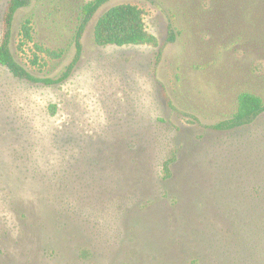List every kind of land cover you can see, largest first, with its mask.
I'll return each instance as SVG.
<instances>
[{
  "label": "rangeland",
  "instance_id": "374dc122",
  "mask_svg": "<svg viewBox=\"0 0 264 264\" xmlns=\"http://www.w3.org/2000/svg\"><path fill=\"white\" fill-rule=\"evenodd\" d=\"M86 1L18 8L15 60L59 78ZM119 3L142 9L157 48L93 42ZM26 17L33 41L20 46ZM34 42L63 55L33 64ZM80 43L56 84L0 65V264H264V111L213 128L238 93L264 101V0H108Z\"/></svg>",
  "mask_w": 264,
  "mask_h": 264
},
{
  "label": "trees",
  "instance_id": "16d2710c",
  "mask_svg": "<svg viewBox=\"0 0 264 264\" xmlns=\"http://www.w3.org/2000/svg\"><path fill=\"white\" fill-rule=\"evenodd\" d=\"M108 0H87L81 7V21L77 26L73 42L75 54L62 75L57 78H39L32 75L13 57L10 50V25L13 16L18 8L26 6L29 0H8L3 16L4 30L0 39V65L6 67L10 73L22 80L31 82H41L46 85L56 84L63 81L70 69L77 63L81 53L80 37L85 24L95 13V11ZM31 19L26 17L20 25V46L33 41ZM174 33L169 32L168 39L172 40ZM93 42L97 46H133L148 45L154 48L159 46L157 37L150 33L145 25L142 9L131 3H119L107 8L96 20L93 28ZM34 51L31 62L39 63V54L53 59H59L63 55L61 49H50L40 44L33 43ZM54 108V105H50ZM264 111V101L257 94L243 91L238 93L236 98V107L233 113L223 120L213 124V128L220 130L234 129L252 122L260 113ZM83 156V155H82ZM172 160L166 159L162 163V169L165 178L171 175Z\"/></svg>",
  "mask_w": 264,
  "mask_h": 264
}]
</instances>
